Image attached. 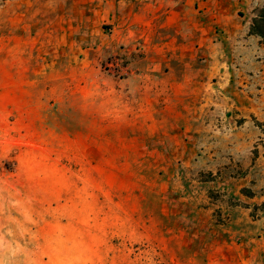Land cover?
I'll return each instance as SVG.
<instances>
[{
    "label": "rangeland",
    "instance_id": "1",
    "mask_svg": "<svg viewBox=\"0 0 264 264\" xmlns=\"http://www.w3.org/2000/svg\"><path fill=\"white\" fill-rule=\"evenodd\" d=\"M215 6L0 0V264H264V53Z\"/></svg>",
    "mask_w": 264,
    "mask_h": 264
},
{
    "label": "crops",
    "instance_id": "2",
    "mask_svg": "<svg viewBox=\"0 0 264 264\" xmlns=\"http://www.w3.org/2000/svg\"><path fill=\"white\" fill-rule=\"evenodd\" d=\"M253 1L254 0H214L215 6V14L214 17L216 18V22L223 23L226 25V32L229 36V39H233V37H237L239 40L240 47L242 48V52L248 55L256 54V53H264V42L262 39L256 35L250 33L251 31V22L245 23L244 20L247 18V12L253 10ZM218 4L223 6V9H218ZM244 12V16H241L240 12ZM219 13H224L226 16H220ZM255 17V15L253 16ZM224 18V19H223ZM242 21V22H241ZM252 21V19H251ZM259 57H246L241 58L239 66H240V76L241 78L240 85L243 87L239 90V106L236 108L240 111L241 116L243 118L248 117L249 114L254 113L255 115L264 114V104L262 106L259 102L255 101V98H252L249 95V86H250V79L249 74L252 71H255L256 76H261L262 79L264 78V57L262 59H258ZM228 66L227 70L228 73L223 72L220 75L218 83L223 85L226 80L229 79V82L233 79V70L231 71L230 68L233 66L232 64H225ZM178 82V81H177ZM175 82V83H177ZM166 90V89H165ZM164 92V91H162ZM264 92V91H263ZM264 99V96L263 98ZM249 103V105H248ZM174 109L170 108L168 105L165 107V110ZM247 121H245V126H247ZM245 126H241L240 128L243 129ZM243 127V128H242Z\"/></svg>",
    "mask_w": 264,
    "mask_h": 264
},
{
    "label": "trees",
    "instance_id": "3",
    "mask_svg": "<svg viewBox=\"0 0 264 264\" xmlns=\"http://www.w3.org/2000/svg\"><path fill=\"white\" fill-rule=\"evenodd\" d=\"M251 33L264 38V8L261 13L253 20Z\"/></svg>",
    "mask_w": 264,
    "mask_h": 264
}]
</instances>
